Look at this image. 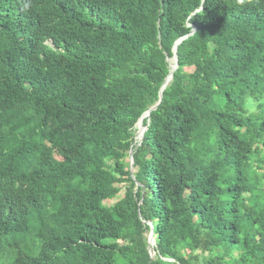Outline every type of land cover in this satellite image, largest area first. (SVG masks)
<instances>
[{"label": "trees", "instance_id": "trees-1", "mask_svg": "<svg viewBox=\"0 0 264 264\" xmlns=\"http://www.w3.org/2000/svg\"><path fill=\"white\" fill-rule=\"evenodd\" d=\"M263 145L264 0H0V264H264Z\"/></svg>", "mask_w": 264, "mask_h": 264}, {"label": "water", "instance_id": "water-1", "mask_svg": "<svg viewBox=\"0 0 264 264\" xmlns=\"http://www.w3.org/2000/svg\"><path fill=\"white\" fill-rule=\"evenodd\" d=\"M195 30H196V27L193 26V30L191 31V33L185 37H182L180 39H178L175 44H174V47H173V57L171 58H168V61H169V64H170V73L169 75L167 76L166 80H165V83L163 84L162 88H161V91H160V98H159V101L153 105L148 111H146L142 116L141 118L139 119L138 123H137V133H140V136H138L137 134V137H136V141L138 142V146L141 145L143 139H144V136H145V132L147 130V127H145L143 125V120L144 118L146 117H149L151 115V112L156 110L159 106V104L161 103L162 101V98H163V92L164 90L167 88V86L170 84V82L173 80V75H174V72L178 69L179 67V63H178V46L179 44H181V42L186 39L187 37L193 35L195 33ZM133 151L131 150L130 151V159H131V170H132V167H133V162H134V158H133ZM151 227H152V230H151V233H150V244L151 245H155V239H154V229H153V225L151 224Z\"/></svg>", "mask_w": 264, "mask_h": 264}, {"label": "rangeland", "instance_id": "rangeland-1", "mask_svg": "<svg viewBox=\"0 0 264 264\" xmlns=\"http://www.w3.org/2000/svg\"><path fill=\"white\" fill-rule=\"evenodd\" d=\"M49 43H50V42H49ZM186 70L190 72V68H187ZM137 134H138V133H137ZM263 149H264V145H263ZM126 162L129 163L130 166H131L130 152H129V157H127V159H126ZM133 171H134V169H133V167H132V172H133ZM118 185H119V187L121 188V192H120V194H119L117 197H115V198H113V199H111V200H109V201H106V202H105L106 205L111 206V205H113L116 201H118V200H119V199L125 194L126 187L129 185V183L124 182V183H121V184H118ZM246 196L248 197L247 194H246Z\"/></svg>", "mask_w": 264, "mask_h": 264}, {"label": "bare ground", "instance_id": "bare-ground-1", "mask_svg": "<svg viewBox=\"0 0 264 264\" xmlns=\"http://www.w3.org/2000/svg\"><path fill=\"white\" fill-rule=\"evenodd\" d=\"M138 136H140V133H138Z\"/></svg>", "mask_w": 264, "mask_h": 264}]
</instances>
